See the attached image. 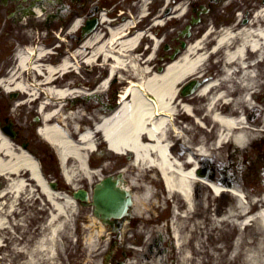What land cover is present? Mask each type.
I'll list each match as a JSON object with an SVG mask.
<instances>
[{
  "label": "bare ground",
  "instance_id": "6f19581e",
  "mask_svg": "<svg viewBox=\"0 0 264 264\" xmlns=\"http://www.w3.org/2000/svg\"><path fill=\"white\" fill-rule=\"evenodd\" d=\"M263 22L264 9L256 12L254 25L228 29L218 35L214 52H221L223 56V63L220 62L221 78L210 80L202 86L198 93L183 100H180V86L188 78L203 74L201 70L207 60L208 52L202 53V51L205 39L210 32L203 40L191 44L180 60L168 64L163 72H158L149 66L153 56L144 62L138 56L132 57L138 53L136 47L139 38L132 37L119 41L117 37L126 27L125 25L120 26L111 31V38L107 41H98L99 36H94L88 42L89 45H94L92 57L85 61L83 58L74 56L73 60L68 58L63 60L58 67L44 66L41 63L46 57L44 50L36 51L34 55L29 52L22 53L17 60L19 71L11 74L8 85H4V82L2 84L7 92L16 90L22 95L27 94L33 104L39 103L38 110L43 123L41 138L58 153L64 176L68 182L72 183L78 178L80 172L86 179L94 180L93 172L88 166V158L98 150L99 143L96 139L98 135L105 140L107 149L112 154L119 157L131 155L132 159L129 164L139 172V176L155 172L161 174L170 198H175L178 194L183 197L186 212L184 217L179 215L181 218H189L190 215V218H193L195 212L203 214L204 226L191 225L188 235L184 238L180 236L178 228L174 226L172 229L175 247L181 254L179 264H207V250L203 247L202 251L201 247L205 246L210 236L206 225L210 209L205 207L203 200L200 202L198 198L196 199V191L198 186L208 188L209 184L205 179L212 177L207 175V170L204 171L203 176L196 174L199 166L198 159L211 156L213 163L220 162L223 151L227 149L230 152L232 148L239 151L241 148H246L247 141L252 136L264 132L252 130L243 113L247 105H252L251 99L246 100L245 96L250 95L252 90L257 93L256 89L260 87L255 74V63L247 62L246 58L247 56L257 57L258 62L264 60ZM160 23L163 22L160 21ZM76 27L77 25H74V29ZM157 47L158 41L156 40L152 52ZM101 56L107 65L109 78L116 79L120 74L121 85H126L128 79H131V85L126 89L127 93H131L130 97L122 104L121 114L113 119L112 117L102 119L97 130L93 132L84 130L78 133V124L71 120L74 125H72L73 131H70L68 119L61 115V109L52 107L64 105L67 100L71 99L70 96L81 93V91H71L54 87V85L58 83V79L67 76L73 68L75 70L79 68V61L92 65ZM40 76L42 82L37 83L36 77ZM233 77L236 80L234 83H232ZM28 78L33 84H27ZM109 80H104L98 92L105 91ZM11 86L15 88L12 89ZM40 92L45 95L41 102ZM78 99L73 100L74 104L80 103ZM198 111H201L203 117H197ZM73 116L77 118L78 112ZM180 119L186 121V127ZM192 125L197 126L201 135L191 138V133L194 131L191 128ZM172 142L175 144L171 145ZM178 145L180 149L177 150ZM16 150L14 143L0 133V176H17V178L10 177L6 187L0 192V198H6L8 195L11 198L19 196L27 186V182L19 176L22 171H27L36 187L49 199L50 203L55 205L56 211L63 212L62 201H68L67 203L72 207L77 206V202L67 194L48 188L39 175L36 161L30 154L25 152L16 154ZM177 154L179 156H176ZM68 168L71 169L68 170ZM138 181L139 179L135 180L136 185ZM217 181L222 182L220 178H217L215 182L218 183ZM118 185L126 191H131L130 186L125 185L122 179H118ZM213 188L219 194L220 188L215 184ZM235 192L239 193L238 190ZM154 195L155 192L147 186H143L142 195L134 194V213L143 217L148 201ZM8 203H10L8 211H15V201ZM5 204H0V230L6 228V212L3 207ZM249 209L250 205L242 202L240 207L237 205L231 215L221 219L223 210L216 207L214 216H212L214 230L223 222L246 216ZM177 216V214L174 216V221ZM253 220L260 221L261 227H264V209ZM198 230H201V233ZM261 236L264 239V233ZM2 242L0 238V244ZM251 246L255 253H258L257 256L252 257L253 264H264L263 243L259 242ZM143 258H148V256L144 255ZM149 259L151 260L152 257ZM212 259L217 264V255H212ZM28 263L33 264V258L28 259Z\"/></svg>",
  "mask_w": 264,
  "mask_h": 264
},
{
  "label": "rangeland",
  "instance_id": "374dc122",
  "mask_svg": "<svg viewBox=\"0 0 264 264\" xmlns=\"http://www.w3.org/2000/svg\"><path fill=\"white\" fill-rule=\"evenodd\" d=\"M238 2L240 3V0H236L233 4ZM259 2L260 0H257L256 5ZM260 7L264 8V3L260 2ZM182 28H184L183 24L181 25ZM202 29L203 26L198 31L201 32ZM68 37L66 44L61 45L59 57L54 60L55 65L59 66L61 59H71L78 52V46L75 44L76 36ZM210 41V37L207 36L204 44L205 49ZM208 54H206L207 60L201 70L203 71L202 75L205 77L221 75L220 62L222 60L209 58ZM79 55L82 56L81 53ZM137 56L142 58L140 55ZM254 58L256 59V57ZM87 59V57L84 58V61ZM146 60V58L142 59V62ZM149 66L151 68L152 65ZM212 66L217 68H212ZM106 72H108L106 63L103 59H100L92 65L83 64L82 67L76 70L73 68L67 76L58 79L59 85L57 83L54 87L93 92L97 87L96 84H94L95 88H89L88 84L94 81L99 82L105 77ZM255 73L260 85L257 99V102H259L264 98V63L256 66ZM118 76L116 78L119 79ZM191 78L193 77L185 80L179 91ZM28 82L33 84L31 80H28ZM36 82H42L41 76L36 77ZM113 82L111 88H107L105 93L99 92L98 100H96L97 96H94L95 99H86L83 103L70 109L72 98L81 94L77 93L70 96L71 99L67 100L64 105L59 107H56V105L52 108L61 109V115L68 119L67 123L70 131H73L72 125H74L71 120L75 121L78 124L80 133L83 127H92L93 121H99L103 114L107 115L117 107L118 92L124 89L125 85L120 84V79L116 84ZM63 83H66V86H63ZM83 84H86V88H82ZM104 94L108 95L105 96ZM29 98L27 95H21L18 100H11L8 98V94L5 93V99L0 103V112L3 121L6 124L11 123L13 131L16 132L15 147L26 145L27 151L31 155H35L46 164L47 168L45 169L50 174L47 179L59 184L58 192L72 197V192L77 187V189L81 188L91 193L94 185L100 179L121 174L124 184L130 186L132 193L142 195L143 186H147L155 192V195L148 201L144 216L133 213L129 215L126 226L123 227L120 236L117 237L115 233H111L110 228L105 227L93 215L91 206L83 207L77 203V206L72 207L71 204L67 203L68 201H62L63 212L56 211L55 205L50 203L49 199L36 187L29 173L23 171L20 173L19 178L25 179L27 182L24 191L16 198H11L9 195L6 198H0V204L6 203L3 207L7 220L6 228L0 230V238L3 241L0 244V264H29L28 259L31 258H33V264H118L120 262H124V264H179L181 254L173 245L172 229L174 226L178 228L180 236L184 238L185 235H188L191 225L204 226L203 214L195 212L193 218H190L191 215L189 218H181L178 214L184 217L186 212L181 198L177 195L175 198L169 197L173 202L170 203L165 195L163 183L160 181L153 183L151 176L159 178L156 173L151 174V176L144 174L139 176V172L129 164L132 159L131 155L119 157L110 153L105 143L102 142L101 136L96 138L101 144L97 152L92 153L88 158V166L93 172L94 180L86 179L80 172L78 178L74 179L72 183H68L63 176L64 170L61 168L55 149L38 134V129H41L43 125L38 110L39 103L33 104ZM41 99L43 100L44 97L40 96V102ZM180 100H183V98ZM67 102H70L69 105L66 104ZM101 102L106 105L103 106ZM23 104L26 105L23 106ZM192 106L194 107V105ZM247 106L244 108L246 109L245 117L251 128L255 131L262 128L260 123L263 117L261 114L264 115V111L261 109L249 111L250 109ZM77 112L79 116L75 118L73 115ZM254 112H256V115L250 119V114H254ZM196 115L199 118L203 117L201 111H198ZM180 121L184 123L185 127L187 126L185 120L180 119ZM207 123L209 125V122ZM191 128L194 130L191 133V138L201 135L197 126L192 125ZM260 133L255 135L260 140L258 145L255 138L256 140H250V144L247 143L246 148H241L239 151L236 148L230 149L232 155L226 149L221 155L220 162L213 163L214 160L212 161L208 157L198 159L201 162L199 165L201 168H205L203 165L206 162L212 164H209L210 168H207L208 176L212 177L210 178L211 181L215 182L217 178L222 180L220 183L217 181V184L215 182V186H222L227 183L231 186L240 187L242 198L250 205L249 215L232 219L230 220L231 224L223 222L214 230L212 220L215 213L214 209L216 207L221 208L223 210L221 219H224L236 210L238 204H242V200L238 203V200L229 193L216 198L210 189L197 188L196 199L198 198L200 202L203 200L205 207L210 209L206 223L207 232L210 236L205 246L201 247L202 251L203 247L207 250V264H215L212 255H217V264H253L252 257L257 256L258 253H255L251 244L262 242L264 245V239L261 236L264 233V227H261V222L258 220L259 222L252 221L250 223V220L259 216L261 210L264 209V174L260 180H257V184H254V180H251L249 176L251 169L257 165V162L262 161L263 164L264 161V143H262L264 134ZM178 149H180V145L177 146ZM7 177L17 178V176L12 175L2 177L0 184L5 182V187L9 180ZM138 179L136 185L135 180ZM9 201H15V211H8ZM176 214L178 216L174 221ZM236 220L244 224L235 226L234 221ZM198 231L201 233V230ZM160 233L166 239L164 242L160 240ZM155 241H158V243H155ZM164 244L169 247L170 252L166 255L162 254V256L158 251V247L162 248ZM237 244H239V248H237ZM153 245L156 251L149 249ZM144 255H147L148 258H143ZM150 257H152L151 260ZM195 258L199 259V257Z\"/></svg>",
  "mask_w": 264,
  "mask_h": 264
},
{
  "label": "flooded vegetation",
  "instance_id": "af4514ba",
  "mask_svg": "<svg viewBox=\"0 0 264 264\" xmlns=\"http://www.w3.org/2000/svg\"><path fill=\"white\" fill-rule=\"evenodd\" d=\"M228 1L230 0L186 1L189 22L194 18L200 19L198 29L203 26V30L208 26H242L249 23L254 10L253 0H246L243 6L231 5L225 8V2ZM179 3L180 0H168L167 4L166 0H0V78L14 70L16 51L20 46L28 45L34 48L38 42L46 47L51 46L59 42L54 37L61 41L67 40L61 36L67 37L69 27L75 19L80 21L75 44L80 48L82 57L91 55L86 42L91 36L88 32L93 24L95 30L104 37H107L109 27L127 25L124 36L141 34L145 36L144 41H148L151 34L159 39L162 34L172 44H177L180 37V22L175 19L174 12ZM161 9L164 17L172 14L173 18L162 31ZM37 12L42 16L40 21L33 20ZM240 14L242 17L237 19ZM102 16L104 20L100 23ZM106 20L108 22L104 23ZM32 30H36L37 34H31ZM201 33L202 31H197L196 35ZM60 51L56 57L51 58L57 59ZM176 52L177 47L174 46L164 55ZM158 57L160 58V52Z\"/></svg>",
  "mask_w": 264,
  "mask_h": 264
},
{
  "label": "water",
  "instance_id": "95a60500",
  "mask_svg": "<svg viewBox=\"0 0 264 264\" xmlns=\"http://www.w3.org/2000/svg\"><path fill=\"white\" fill-rule=\"evenodd\" d=\"M51 187L55 188V185L51 184ZM74 196L81 201L88 199L85 191H79ZM93 205L95 216L100 218L104 224H111L110 219L127 216L128 209L132 205V197L130 193L118 187L117 180L107 178L95 186Z\"/></svg>",
  "mask_w": 264,
  "mask_h": 264
}]
</instances>
